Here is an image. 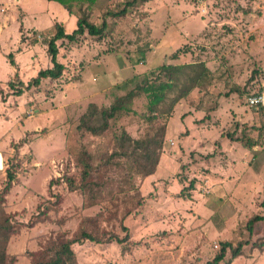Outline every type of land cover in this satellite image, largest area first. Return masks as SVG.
Instances as JSON below:
<instances>
[{
	"label": "rangeland",
	"instance_id": "obj_1",
	"mask_svg": "<svg viewBox=\"0 0 264 264\" xmlns=\"http://www.w3.org/2000/svg\"><path fill=\"white\" fill-rule=\"evenodd\" d=\"M131 1L81 0L74 13L53 0H0V190L7 169L17 174L0 204V247L34 264L85 230L98 240L72 244L76 264L205 263L225 241L244 246L223 264H264V219L247 227L264 217V110L245 102L264 83V0ZM82 15L106 31L59 40L63 75L13 94L16 73L27 83L52 66L54 24L70 33ZM189 63L203 73L197 86L182 97L181 77L151 109L138 86L167 79L163 64ZM133 90L132 111L107 128L80 124L91 103L109 107ZM123 132L156 143L138 148ZM153 150L147 178L140 157ZM83 161L93 165L87 187L50 188L63 176L83 183Z\"/></svg>",
	"mask_w": 264,
	"mask_h": 264
},
{
	"label": "trees",
	"instance_id": "obj_2",
	"mask_svg": "<svg viewBox=\"0 0 264 264\" xmlns=\"http://www.w3.org/2000/svg\"><path fill=\"white\" fill-rule=\"evenodd\" d=\"M60 2L69 12H74L73 7L75 2H80L81 0H53ZM94 1V0H90ZM138 0H133L131 2H128L127 4H133ZM141 1H147V0H141ZM126 11V8L122 10L124 13ZM75 13V12H74ZM55 32L50 37L48 35H45L46 37V44L48 45V54L50 56L52 66L48 68L40 69L34 77H32L27 83H25L22 79H20L19 74L16 73L17 81H10L9 87L12 89L13 94L17 96H21L25 90H29L32 87H38L41 85V82L43 79L51 78V79H58L63 75V71L65 69V65L59 60V44L58 41L62 39H67L72 42H77L79 39V36L84 35L86 31H88L89 34L94 36H101L107 28V22L102 21L100 25L95 24L91 21H89L87 15H82L77 18V26L72 32H67L65 29V26L60 23L56 22L54 24ZM37 41V40H35ZM12 58V55H11ZM13 60V59H12ZM14 63V60H13ZM15 64V63H14ZM199 63H189V64H163L159 67L160 73H164L168 76L165 80H154L150 81L149 78L144 80V82L138 86L139 90H142L145 92L149 97V107L153 109L167 98L168 92L177 84L180 82L181 77H186L187 83L186 88L184 89V92L182 93V97L185 96V94L192 89L194 86H197L199 83V80L202 78L203 73L196 70ZM188 70V72H187ZM158 77V76H157ZM16 82H19L18 84ZM262 87V86H261ZM258 89H254L259 90ZM248 91L246 94L254 91ZM136 95V92L130 91L126 95H123L121 97H118L114 103H112L109 107H103L101 109L96 107V104L91 103L90 109L88 112H86L82 117L80 124L84 125V128H88L90 131L96 133L102 128H107L109 126V121L112 118H115L118 114H120L123 111L131 112L132 108L130 106V103L132 102L134 96ZM259 110H264V107L258 108ZM95 116H99V122L100 125H93L92 122L95 120ZM234 139V138H232ZM122 141L131 142L135 144L136 146H139L138 148L142 146H146V150H149L150 145L152 142H155V139L152 138V140H148L146 142L141 141V139H134L131 135H129L126 132H123ZM163 137L158 143V149L162 147L163 143ZM156 143V142H155ZM124 145V143H123ZM122 145V146H123ZM154 151V150H153ZM158 150L154 151L153 154L149 153L148 151L145 152L144 155H141V168L144 170L145 177H148L149 175L153 174L157 170V166L159 164L160 156H159ZM113 157V156H112ZM111 157V158H112ZM110 158V157H109ZM83 165V171H82V181L83 183L77 184L75 178L70 176H63L59 179H52L50 181V188L53 187L54 182L61 183L66 182L69 190L76 191L80 188L87 187V179L91 175V171L93 170V165L91 162L83 161L81 162ZM7 174V181L4 187L0 190V204H3L6 201V196L9 193L10 189L12 188L13 182L17 177V174L12 169L6 170ZM194 188V181H191L189 185V189ZM53 196L54 193H52ZM58 197H60L59 194H57ZM264 203V202H263ZM264 219L261 215H255L253 216L247 223V227L251 230L253 229L254 222H256L259 219ZM9 219H6L8 221ZM34 220L30 222L33 223ZM7 226L5 224H0V230L4 231L6 230ZM8 237V235H7ZM85 239L89 240H98L96 237H94L91 233L87 231H82L81 234L77 237H75L72 240H65L59 243L57 250L55 251V254L50 257L49 259H42L34 262V264H76V253L74 249L72 248V244L76 242H82ZM119 242H122L124 239H116ZM244 246L243 242H239L237 246H234L230 241L222 242V246L220 251L215 255V257L212 260L206 261L205 263H192V264H223L222 262L226 258V254L229 248L232 250V257H237L241 254L242 248ZM16 260L15 256L10 255L7 251L2 249L0 247V264H5L8 262V264H14V261Z\"/></svg>",
	"mask_w": 264,
	"mask_h": 264
},
{
	"label": "built area",
	"instance_id": "obj_3",
	"mask_svg": "<svg viewBox=\"0 0 264 264\" xmlns=\"http://www.w3.org/2000/svg\"><path fill=\"white\" fill-rule=\"evenodd\" d=\"M246 105L250 108L264 107V83L259 90H254L246 94L245 98Z\"/></svg>",
	"mask_w": 264,
	"mask_h": 264
},
{
	"label": "crops",
	"instance_id": "obj_4",
	"mask_svg": "<svg viewBox=\"0 0 264 264\" xmlns=\"http://www.w3.org/2000/svg\"><path fill=\"white\" fill-rule=\"evenodd\" d=\"M157 170H158V166H157ZM157 170H156V172H155V173H153V174L149 175L148 177L155 175V174L157 173ZM148 177H147V178H148ZM147 178H146V179H147Z\"/></svg>",
	"mask_w": 264,
	"mask_h": 264
},
{
	"label": "bare ground",
	"instance_id": "obj_5",
	"mask_svg": "<svg viewBox=\"0 0 264 264\" xmlns=\"http://www.w3.org/2000/svg\"><path fill=\"white\" fill-rule=\"evenodd\" d=\"M0 166H2V161H1V159H0Z\"/></svg>",
	"mask_w": 264,
	"mask_h": 264
}]
</instances>
